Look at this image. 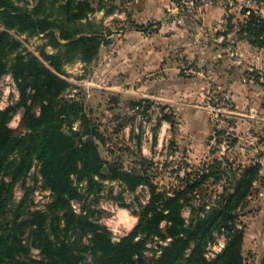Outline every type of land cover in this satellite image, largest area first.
<instances>
[{
	"label": "trees",
	"instance_id": "trees-1",
	"mask_svg": "<svg viewBox=\"0 0 264 264\" xmlns=\"http://www.w3.org/2000/svg\"><path fill=\"white\" fill-rule=\"evenodd\" d=\"M91 10L90 0H36L32 5L29 0H0V79L11 73L20 90L16 105L0 109V264H33L27 238L40 248L43 264H246L242 212L256 189L260 163L237 165L215 157L202 166H188L171 192L155 183L157 174L151 166L146 169L141 155L128 171L122 168L123 156H102L99 147L105 138L84 100L69 95L81 86L63 68L75 58L91 62L105 42L100 33L75 24ZM242 31L250 43L264 48L262 15L251 10ZM16 34L41 35L45 43L40 55ZM47 46L56 52H48ZM18 107L24 108L21 131L9 125ZM77 121L79 129L74 128ZM34 168L53 192L49 213L30 209L32 187L25 180ZM109 179L122 180L132 191L142 183L150 187L148 203L136 212L137 224L118 242L106 227L72 206V200L82 198L80 182L97 195ZM18 182L25 190L17 201ZM197 198L200 205L194 206ZM185 206H190L189 219L183 215ZM216 233L224 234L225 244L207 259L206 247ZM151 236L172 238L154 261L144 255Z\"/></svg>",
	"mask_w": 264,
	"mask_h": 264
},
{
	"label": "rangeland",
	"instance_id": "rangeland-1",
	"mask_svg": "<svg viewBox=\"0 0 264 264\" xmlns=\"http://www.w3.org/2000/svg\"><path fill=\"white\" fill-rule=\"evenodd\" d=\"M35 1L29 0L30 5ZM262 1L252 0V10L264 17V11L256 6L264 5ZM143 2L90 0L92 10L87 18L75 24L83 31L100 33L105 42L91 62L75 58L63 67L67 78L81 86L72 89L69 95L84 100L86 112L105 138L99 147L102 156L108 160L123 156L122 168L128 171L134 158L141 155L147 161L146 169L151 166L150 171L157 174L155 183L161 190L171 192L180 177L185 176L188 166H202L215 157H224L237 165L260 163L262 171L264 55L253 48L258 46L250 43L242 31L249 14L226 12L222 8L221 18L214 24L203 14L210 9L203 11L197 7L194 29L190 28L186 44H181L177 28L185 23L175 21L168 9L165 19L157 23L147 21L146 30L138 27L144 23L136 22L134 14H138ZM16 35L40 55L39 49L45 43L41 35ZM187 45L194 48V67L189 62L192 59L183 55ZM251 46V51H245ZM46 50L56 52L50 46ZM7 75L14 79L11 73L0 79V109L16 105L20 99L18 84H13ZM158 94L168 100H162ZM23 112L24 108L18 107L9 123L18 131L22 130ZM80 127L77 121L74 128ZM66 130L70 132L69 128ZM72 177L76 181V176ZM25 184L32 187L30 209L49 213L53 192L43 182L38 169H32ZM85 185L80 182L82 198L73 200L79 205L77 213L89 214L106 227L112 240L110 227H116L120 240L137 224L136 212L150 199V187L145 183L132 191L122 180L109 179L97 195L89 193ZM216 188L223 189L222 185ZM24 190L22 182L15 184V200L21 199ZM208 195L204 199L207 202L211 197ZM199 203V198L194 199V206ZM183 215L190 218V206L183 208ZM156 239L164 240V237L151 236L146 240L144 255L148 261L158 258ZM27 242L31 244L33 264H43L40 248L30 238ZM157 245L164 248V244ZM223 245V235L216 233L206 247L205 257L209 259L210 251L219 253Z\"/></svg>",
	"mask_w": 264,
	"mask_h": 264
},
{
	"label": "crops",
	"instance_id": "crops-1",
	"mask_svg": "<svg viewBox=\"0 0 264 264\" xmlns=\"http://www.w3.org/2000/svg\"><path fill=\"white\" fill-rule=\"evenodd\" d=\"M262 1V0H261ZM264 1H262L263 3ZM175 2L173 0H144L143 4L140 6L138 10V14H134V19L136 22H143L144 24L152 20L154 22L161 21L165 19V11L168 9L171 12V15L175 17L177 15V11L175 9ZM222 7H213L208 12H204L209 20V22L216 24L217 20L221 18L222 15ZM196 9L188 12L186 22L184 26L177 28V35L179 36V40L181 44H186V40L188 39V35L190 34V28L194 29V11ZM198 16V15H196ZM206 18V20H207ZM212 19V21H211ZM173 23V22H172ZM192 25V27H190ZM165 28V26L163 27ZM189 28V29H188ZM237 35V34H236ZM244 45L247 44L244 38H238ZM240 42V43H241ZM251 49L245 48V51H251ZM258 50L260 55H264V48L262 47H253ZM183 55L186 58L192 59L194 67V48L187 45L186 48L183 50ZM187 81V80H184ZM194 82V81H191ZM159 93V92H158ZM154 95H157L156 93ZM152 96V95H151ZM158 97L162 100H168L165 97L160 96ZM157 97V98H158ZM175 103L176 101L173 100ZM130 143L132 144V140L130 137L128 138ZM264 163V158L262 159ZM241 163V162H240ZM260 179L254 185L256 187V192L252 197H250L249 203L243 210V222L245 224V236H244V256L246 264H264V167L261 171Z\"/></svg>",
	"mask_w": 264,
	"mask_h": 264
},
{
	"label": "built area",
	"instance_id": "built-area-1",
	"mask_svg": "<svg viewBox=\"0 0 264 264\" xmlns=\"http://www.w3.org/2000/svg\"><path fill=\"white\" fill-rule=\"evenodd\" d=\"M174 5L177 11V15L174 18L175 21H177L180 24L186 22V18H187L186 12L192 11L197 7L205 11L206 9L208 10L213 7L219 6L225 9L226 12H244V15L250 14L251 10L254 9V6L252 5V0H178L177 2H175ZM256 6L259 11H264V5L262 6L256 5ZM7 76L8 78H12L11 75H7ZM13 84H16L14 79H13ZM257 182L258 179L254 181V185H256ZM49 191H51V189ZM72 206L76 212H80L78 203H76L73 200H72ZM125 223L126 222L124 221L121 222L122 225H124ZM162 225H165V222H163ZM110 229L113 231V240H119L120 236L117 235L118 230L116 229V227L111 226ZM222 235L224 237V244H225V236L223 233ZM171 239H172L171 237L164 238V240L156 239L157 242H155V247L158 250L157 256H159L163 250V248L158 247L157 243L159 242L161 244H164V246H166L169 244ZM223 246L221 247V249L223 248ZM209 253L211 254V256L207 255L209 259L216 257V255L218 254L217 252H213V251H210Z\"/></svg>",
	"mask_w": 264,
	"mask_h": 264
}]
</instances>
